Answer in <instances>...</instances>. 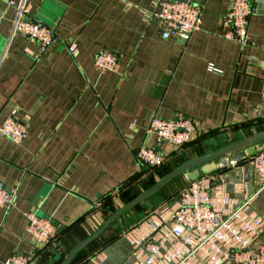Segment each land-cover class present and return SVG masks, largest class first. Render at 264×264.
<instances>
[{
    "label": "crops",
    "instance_id": "0c3cea01",
    "mask_svg": "<svg viewBox=\"0 0 264 264\" xmlns=\"http://www.w3.org/2000/svg\"><path fill=\"white\" fill-rule=\"evenodd\" d=\"M9 1L0 0V127L14 117L29 131L22 143L0 133V186L17 193L15 207H0V264L16 253L30 255V264H56L101 226L100 198L112 194L119 207L121 190L156 180L135 157L141 145L156 147L146 133L152 116L198 123L192 157L264 126V0H251L245 46L224 36L232 0H193L202 27L185 43L164 39L150 18L160 0H14L53 29L56 41L45 53L13 34L18 9ZM101 49L117 56L115 71L96 70ZM171 146L158 150L171 156ZM253 165L251 157L213 174L235 207L254 196L252 210L264 214ZM169 188L114 223L76 264H139L132 240L147 232L150 213L175 204ZM31 211L58 227L57 240L35 244ZM261 243L264 227L254 247Z\"/></svg>",
    "mask_w": 264,
    "mask_h": 264
},
{
    "label": "built area",
    "instance_id": "2783aa9c",
    "mask_svg": "<svg viewBox=\"0 0 264 264\" xmlns=\"http://www.w3.org/2000/svg\"><path fill=\"white\" fill-rule=\"evenodd\" d=\"M9 3L18 9L13 34L26 35L45 53L56 41L53 29L29 16L25 1L17 4L10 0ZM252 13L251 0H232L224 16L229 27L224 36L243 46L251 44L249 18ZM149 16L159 23L164 39L175 38L184 43L201 29L203 20L201 7L193 0H160ZM69 50L76 53L73 45ZM94 62L96 70L105 73L116 70L118 58L113 52L101 49ZM210 69L217 70L214 65H210ZM197 130L198 123L191 118L167 119L154 115L146 133L155 138L156 147L141 145L136 151V160L140 165L159 166L164 157L158 146H184L193 141ZM28 131L27 125L14 117L6 119L0 127L1 135L16 143H22ZM253 164L260 181L259 190L263 192L264 150L253 157ZM216 180L214 174L202 175L180 191L175 204L164 205L150 213L144 221L147 232L132 240L133 255L139 264H264V243L254 247L264 227V214L252 210L255 197L235 207ZM16 205L17 193L0 186V207L9 210ZM101 205L98 202L96 207ZM26 215L28 231L36 245L54 241L59 229L50 219L39 217L34 211ZM32 260L30 255L16 253L6 264H30Z\"/></svg>",
    "mask_w": 264,
    "mask_h": 264
},
{
    "label": "water",
    "instance_id": "95a60500",
    "mask_svg": "<svg viewBox=\"0 0 264 264\" xmlns=\"http://www.w3.org/2000/svg\"><path fill=\"white\" fill-rule=\"evenodd\" d=\"M263 150L264 129H258L249 134L244 131L241 137L232 135V140L229 143L185 161L179 167L159 179L153 187L143 190L137 197L121 206L111 216L105 219L102 226L93 231L87 239L81 241L76 247H74L60 264H71L79 251L85 249L96 238L100 237L124 214L141 203L145 202L150 205L151 203L149 202V199L177 178L184 175L189 181H194L202 175L213 174L228 167L232 161L240 162L254 157L257 153Z\"/></svg>",
    "mask_w": 264,
    "mask_h": 264
},
{
    "label": "trees",
    "instance_id": "16d2710c",
    "mask_svg": "<svg viewBox=\"0 0 264 264\" xmlns=\"http://www.w3.org/2000/svg\"><path fill=\"white\" fill-rule=\"evenodd\" d=\"M259 129H264V126H260L259 127ZM197 137H198V131L196 132V134L194 135V139H193V141H191L190 143H188V144H185L184 146H180V147H176V146H171V148H174V149H176V150H182L181 152L179 151V153H177V151L176 150H173L174 152H172V155L170 156V154H169V156H163L164 157V160H163V162H162V164L161 165H159V166H149V165H142V169L144 170V172L145 173H154L156 176H158L157 177V179L155 180V179H153L154 181H149V183L147 184V186H145V183L144 184H141L139 187H138V189H135V190H133L132 192H126L125 190H121L120 191V195H119V198H121L122 199V206L124 205V204H126V203H128L129 201H131L132 199H134L135 197H137L143 190H145V189H148V188H151V187H153L156 183H157V181L159 180V179H161L163 176H165L166 174H168L169 172H171L172 170H174L175 168H177V167H179L182 163H184L185 161H187V160H190L191 158H193V157H195V156H191V155H187L189 152H188V149H190V148H192V147H194V145H196L197 144V141H198V139H197ZM164 145H167V144H164ZM164 145H162V146H164ZM161 146V145H160ZM159 152H160V150H158ZM204 154V153H203ZM164 155V154H163ZM202 155V154H201ZM199 156V155H198ZM172 167H174L173 169H172ZM178 179V178H177ZM147 181V182H148ZM175 181V180H174ZM173 181V182H174ZM172 184V182L171 183H169V184H167L165 187H163L158 193H156L155 195H157V194H159V193H161L166 187H169L170 185ZM181 191V190H180ZM180 191L179 192H176V194L172 197V200H170V201H173V198L175 197V199H177L178 198V195H179V193H180ZM154 195V196H155ZM169 201V202H170ZM99 202H101V207H99L98 209H100L103 213H104V216H105V219H107L109 216H111L115 211H117L121 206H119V207H117L116 205H115V201H114V196L112 195V194H110V195H106V196H104V197H102V198H100L99 199ZM149 202L151 203V198L149 199ZM142 204V203H141ZM143 204H145L147 207L148 206H150L149 204H147V203H143ZM140 205V204H139ZM139 205H137L136 207H138ZM129 212V211H128ZM127 212V213H128ZM126 213V214H127ZM126 214H124L122 217H124ZM121 217V218H122ZM120 218V219H121ZM104 219V220H105ZM118 221V220H117ZM116 221V222H117ZM115 222V223H116ZM103 224V223H102ZM102 224H101V226H102ZM114 224V223H113ZM112 224V225H113ZM111 225V226H112ZM101 226H98V227H95V229L93 230V231H95L96 229H98L99 227H101ZM111 226L109 227V228H111ZM108 228V229H109ZM107 229V230H108ZM93 233V232H92ZM92 233H90V234H88V235H85V239H87ZM103 235V234H102ZM101 235V236H102ZM100 236V237H101ZM58 237H59V234L57 235V237L54 239V241L55 240H57L58 239ZM100 237H98V238H96L91 244H89L85 249H83V250H81V251H79L77 254H76V257H75V259L73 260V262L71 263V264H76V262H77V260H78V258H79V255L81 254V253H83V252H85V251H87ZM84 239V240H85ZM54 241H52V242H54ZM51 242V243H52ZM78 245V244H77ZM76 245V246H77ZM75 246V247H76ZM74 249V248H73ZM72 249V250H73ZM71 250V251H72ZM66 257H62L61 255H59L57 258H55V261H57V263L56 264H60L64 259H65ZM78 264V263H77Z\"/></svg>",
    "mask_w": 264,
    "mask_h": 264
},
{
    "label": "rangeland",
    "instance_id": "374dc122",
    "mask_svg": "<svg viewBox=\"0 0 264 264\" xmlns=\"http://www.w3.org/2000/svg\"><path fill=\"white\" fill-rule=\"evenodd\" d=\"M226 138H228V137L227 136L222 137V139H226ZM173 168L174 167H172V169ZM189 183H190V181L183 175V176L179 177L178 179H176L174 182H172V184L170 185L171 188H169L170 190L168 189L167 191H169V193H172L173 191H174V193L179 192L180 190H183ZM155 197H156V195L153 196L151 198V200L153 201V198L155 199Z\"/></svg>",
    "mask_w": 264,
    "mask_h": 264
}]
</instances>
